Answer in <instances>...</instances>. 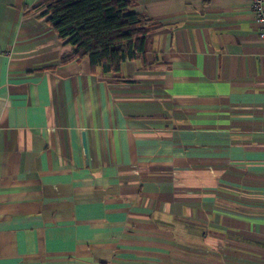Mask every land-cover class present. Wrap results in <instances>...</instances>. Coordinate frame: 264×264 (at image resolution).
<instances>
[{"label":"crops","instance_id":"1","mask_svg":"<svg viewBox=\"0 0 264 264\" xmlns=\"http://www.w3.org/2000/svg\"><path fill=\"white\" fill-rule=\"evenodd\" d=\"M42 1L0 0V264H264L249 0H133L161 27L106 75Z\"/></svg>","mask_w":264,"mask_h":264},{"label":"trees","instance_id":"2","mask_svg":"<svg viewBox=\"0 0 264 264\" xmlns=\"http://www.w3.org/2000/svg\"><path fill=\"white\" fill-rule=\"evenodd\" d=\"M38 7L71 48L62 62L87 58L103 75L141 57L148 34L161 27L146 13L135 12L133 0H43Z\"/></svg>","mask_w":264,"mask_h":264},{"label":"built area","instance_id":"3","mask_svg":"<svg viewBox=\"0 0 264 264\" xmlns=\"http://www.w3.org/2000/svg\"><path fill=\"white\" fill-rule=\"evenodd\" d=\"M249 10L259 28L260 38L264 41V0H249Z\"/></svg>","mask_w":264,"mask_h":264}]
</instances>
